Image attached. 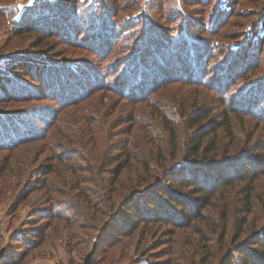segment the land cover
<instances>
[{
    "label": "rangeland",
    "instance_id": "obj_1",
    "mask_svg": "<svg viewBox=\"0 0 264 264\" xmlns=\"http://www.w3.org/2000/svg\"><path fill=\"white\" fill-rule=\"evenodd\" d=\"M28 20L32 28L16 31L17 27L26 26ZM203 29L207 33L201 34ZM118 36L119 43H123L117 45L122 48L121 55L117 51L113 57L102 60L112 44L109 43ZM145 38L150 40L146 51L151 46L154 52H159L169 45L176 50L174 53L185 68L176 70L186 76L183 83L189 86L165 85L139 105L136 102L139 99L133 98L137 96L115 101L118 94L108 86H99L100 79L109 84L117 82L119 74L110 76L114 70L109 66L114 65L117 56L128 55L130 45ZM252 40L264 44V0H0V264H84L89 255L90 264H148L147 254L152 255V251L160 249V243L172 239V264H189L193 249L197 250L195 229L175 230L164 225L140 228L121 239L103 235L114 219L105 201L106 196L111 203L113 194L109 197L105 193L104 176L111 171L109 166L114 159L119 155L124 158L118 150L126 139L121 134L135 119L143 133L153 134L166 155L171 150L164 145L167 137L162 134L165 131L157 112L165 111L177 124L179 147L183 150L191 134L190 115L196 109H220V102L239 100L241 94H233L235 88L228 87L220 98L217 87H211L212 80L217 83L219 73L224 70L215 73L219 62L216 66H212L215 62L211 64L213 75L205 74L204 78L202 75L201 83L195 84L190 72L196 67L197 57L192 44L198 42L207 49L233 43L246 47L247 41ZM180 45L185 51H177ZM257 48L254 44L252 49ZM28 61L50 69L52 74H48V69L41 74L49 89L37 88L31 76L37 67L32 64L28 71L22 68ZM263 70L264 63L260 68ZM70 71L85 74L84 77L74 74L71 82L66 78ZM68 82L78 90L68 86ZM87 87L96 92L80 103L64 107L69 92L83 93L82 89ZM35 89L43 96L29 92ZM110 96H115L114 101ZM108 100L115 106L118 103L117 108L108 111ZM178 100L185 102L186 112L181 110ZM177 112L179 117L175 118ZM84 113L88 117L82 120ZM136 114L137 117L133 116ZM220 115L214 111L210 118L217 121ZM109 120H114L112 126ZM245 121V128L240 124L239 130L244 138L249 123L258 122L247 117ZM62 128L75 132L70 136L59 132ZM107 128L112 130V137L103 144L101 134ZM253 131L258 133L256 145L263 147L264 129ZM86 133L93 135H90L92 142L90 139L85 146L81 140L87 137ZM65 139L70 140L71 148L61 144ZM50 143L56 151L54 155L45 148ZM134 144L136 149L140 146ZM74 145L79 149L83 146L88 153L84 157L91 163L84 171L77 168L81 165L76 157L71 160L69 152L75 150ZM253 146L256 147L255 142ZM42 166L52 169L51 173L39 176ZM152 168L159 171L161 164L155 162ZM239 198L237 194L228 200L235 209L234 218ZM263 209L258 206L257 214ZM213 220L220 221L217 216ZM31 237L38 238L40 244L31 248L28 240ZM155 243L159 244L154 246Z\"/></svg>",
    "mask_w": 264,
    "mask_h": 264
},
{
    "label": "trees",
    "instance_id": "obj_2",
    "mask_svg": "<svg viewBox=\"0 0 264 264\" xmlns=\"http://www.w3.org/2000/svg\"><path fill=\"white\" fill-rule=\"evenodd\" d=\"M31 24L28 20L25 23L26 26L17 27L16 31L32 28ZM205 33H207L206 30H201V34ZM119 37L109 43V45L112 44L102 60L113 57L117 51L121 55L120 49L122 48L118 46L123 43H119ZM149 41L147 38L142 39L139 44L135 43L129 46L131 50L129 48L128 55L123 54L122 57L120 55L116 57V63L109 66V69L114 70L109 75L114 78L119 74L117 82L109 84V82L100 79L99 86H108L118 94V99L115 101L137 96L133 98L139 99L136 101L139 105L152 98L151 95L154 96L165 85L189 84L183 83L186 76L183 78L176 70V67H180L181 70L185 69L180 63L181 58L174 53L176 50H173L169 45L160 49L159 52H154V47L151 46L149 51H146L145 48L150 45ZM173 42L178 43V40L174 39ZM250 42L247 41L246 47L240 43H238L239 45L233 43V46L220 48L218 45L214 49H207L205 45H199L198 42L192 44L196 47L193 51L197 56L196 67L190 70L195 84L201 83L200 76L203 75L204 78L205 74L213 75L214 70L211 69V64L215 62L212 66H216V63L219 62L215 73L217 70L218 72L224 70L219 73L218 79L220 80L217 83L214 79L212 80L214 82L211 87H217L220 98H222L224 90L227 92L228 87L229 89L235 88L233 94H241V96L239 100L234 99L230 103L227 100L220 102V109H196L190 115V128L192 129L183 150L179 147L177 124L173 123L165 111L158 114L154 110L157 112V119L160 120L164 128L165 133L162 134H166L167 137L164 145L171 150V153L166 155H164L165 148H159L156 139L152 138L153 134L148 132L145 134L141 131L140 123H135L136 119L130 123L131 126L124 127L127 131L121 135H124L126 139L124 138V142L118 149L123 152L124 158H120L119 155L114 159L112 161L114 164L109 166L111 171L106 177L104 176L105 182H107L105 193L109 197L113 194L111 203L106 199V196L105 201L107 209L114 217L104 230L105 237L121 239L132 236L140 228H162L164 225L175 230L195 229L197 250L195 249L196 252H194L193 249V260L189 264H264V209L263 212L257 214L258 206L264 208V183H260L264 179V144L263 147L256 145L259 143L255 140L258 133L253 131L264 129V70L260 71L264 63V44ZM254 44L258 45L256 50L252 49ZM177 48V51H185L182 50L183 45ZM111 60L113 62V59ZM34 61L24 62L22 68L24 67L28 71ZM102 64L104 63L102 62ZM19 67L21 66L19 65ZM44 69H48V74H52L49 68L37 67L31 76L37 88L44 87L47 90L50 86L47 83L44 85V79L41 78ZM170 72H172L171 76L168 75ZM74 74L76 77H84L85 72L70 71L67 74V80L73 82L70 77H74ZM71 82H68V86L76 87ZM76 88L78 90V87ZM150 89L152 90L150 91ZM77 90L74 91V94L68 91L69 94L64 98L65 101L62 100L64 107L69 103L71 105L80 103L96 92L91 91L88 87L82 89L83 93L77 92ZM29 92L34 96H36L35 94L43 96L38 89ZM27 96L29 98L28 94ZM109 98L114 101L115 96ZM177 102L181 104V110L186 112L185 102L182 100ZM117 105L118 103L115 106L108 100L107 110L112 111L114 107L117 108ZM218 110L220 111L218 112ZM214 111L221 114L220 120L216 121L210 118ZM85 113L82 120L88 117ZM133 116L137 117L138 115ZM176 117H179L178 112ZM246 117L256 118L258 122L254 121V125L249 123L250 125L244 130V138L240 135L239 130L241 126L245 128ZM113 123L114 120L111 121L110 126ZM59 132L68 133L71 136L75 131L71 132V130L62 128L59 129ZM111 133L110 128L102 130L103 144L104 142L107 144V138L111 139ZM85 135L87 137H84L81 142L86 146L90 139L92 142L90 135L93 133ZM73 138L78 139L76 136ZM254 142L256 147L253 146ZM134 143H139L140 146L136 149L133 147ZM61 144L71 148L68 147L70 140L65 139ZM52 146L53 143H50L45 147L50 155L56 153ZM74 147L75 150L69 152L72 154V158H70L74 160L76 157L81 165L77 168L79 171H84L85 167L91 163L84 157V155L88 157V153L83 146H81L82 149H79L78 145H74ZM222 150L224 152L220 154ZM224 154L228 157H224ZM164 156L166 158H163ZM155 162L161 164L159 171L152 168ZM45 166L47 165L45 164ZM45 166H42L39 176L51 173L52 169L47 170L44 168ZM237 194L240 197V204L234 218L232 216L234 207L228 203V200ZM120 196L121 198L118 199ZM215 216L218 217L219 222L213 220ZM251 226L252 228H250ZM28 240L32 244L31 248L38 246L41 242L36 237H31ZM172 243L173 239L165 240L160 245L155 243L154 246L161 247L151 253L153 256L158 253L161 255L152 257L147 254V263L172 264L174 261ZM189 253H192L191 250Z\"/></svg>",
    "mask_w": 264,
    "mask_h": 264
},
{
    "label": "water",
    "instance_id": "obj_3",
    "mask_svg": "<svg viewBox=\"0 0 264 264\" xmlns=\"http://www.w3.org/2000/svg\"><path fill=\"white\" fill-rule=\"evenodd\" d=\"M2 256V252H0V257ZM84 264H90V255L85 259Z\"/></svg>",
    "mask_w": 264,
    "mask_h": 264
}]
</instances>
